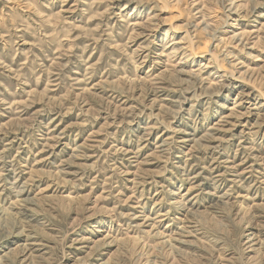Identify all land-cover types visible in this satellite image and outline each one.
I'll use <instances>...</instances> for the list:
<instances>
[{
  "label": "rangeland",
  "instance_id": "374dc122",
  "mask_svg": "<svg viewBox=\"0 0 264 264\" xmlns=\"http://www.w3.org/2000/svg\"><path fill=\"white\" fill-rule=\"evenodd\" d=\"M0 264H264V0H0Z\"/></svg>",
  "mask_w": 264,
  "mask_h": 264
},
{
  "label": "bare ground",
  "instance_id": "6f19581e",
  "mask_svg": "<svg viewBox=\"0 0 264 264\" xmlns=\"http://www.w3.org/2000/svg\"><path fill=\"white\" fill-rule=\"evenodd\" d=\"M197 50V49H196Z\"/></svg>",
  "mask_w": 264,
  "mask_h": 264
}]
</instances>
